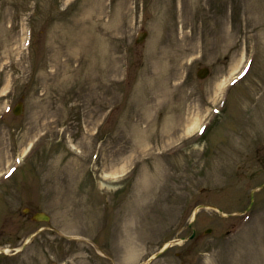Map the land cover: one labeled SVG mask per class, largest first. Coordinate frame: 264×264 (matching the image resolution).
Instances as JSON below:
<instances>
[{
	"label": "rangeland",
	"instance_id": "1",
	"mask_svg": "<svg viewBox=\"0 0 264 264\" xmlns=\"http://www.w3.org/2000/svg\"><path fill=\"white\" fill-rule=\"evenodd\" d=\"M169 242L148 264H264V0H0V264Z\"/></svg>",
	"mask_w": 264,
	"mask_h": 264
},
{
	"label": "water",
	"instance_id": "2",
	"mask_svg": "<svg viewBox=\"0 0 264 264\" xmlns=\"http://www.w3.org/2000/svg\"><path fill=\"white\" fill-rule=\"evenodd\" d=\"M206 72H207V70L199 72V76L204 77L206 75ZM20 111H21V105L16 106L15 113L18 114V113H20ZM36 219H38V220H40V219L49 220V216H47L44 213H40L37 215Z\"/></svg>",
	"mask_w": 264,
	"mask_h": 264
},
{
	"label": "bare ground",
	"instance_id": "3",
	"mask_svg": "<svg viewBox=\"0 0 264 264\" xmlns=\"http://www.w3.org/2000/svg\"><path fill=\"white\" fill-rule=\"evenodd\" d=\"M145 32V31H144ZM220 86H221V84H219L218 85V87H217V90H219L220 89ZM13 113V111L11 112V114ZM189 120H192V118H190ZM197 120H198V118H196L195 120H192L191 122H190V126H189V128H188V131H192L193 129H195V127H196V125H197ZM27 149H28V147H26L25 148V152L27 151ZM24 152V151H23ZM24 152V153H25ZM13 175V174H12Z\"/></svg>",
	"mask_w": 264,
	"mask_h": 264
}]
</instances>
